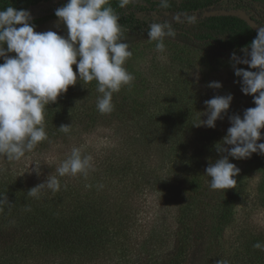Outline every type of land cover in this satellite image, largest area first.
<instances>
[{"label":"trees","instance_id":"trees-1","mask_svg":"<svg viewBox=\"0 0 264 264\" xmlns=\"http://www.w3.org/2000/svg\"><path fill=\"white\" fill-rule=\"evenodd\" d=\"M49 1L0 0V10L13 6L31 12ZM255 3L264 13V0H185L180 9L163 8L157 0L127 9L119 6V0H109L120 17L126 43L140 42L151 25L159 24L168 34L198 44L218 59L242 52L256 38V28L239 16L204 17V11L213 6L245 9L264 27V15L252 11ZM53 16L55 12L33 16L35 30ZM183 62L190 65L193 60L187 57ZM81 83L46 106L48 139L34 151L40 154L57 144H70L69 134L78 129L88 136L113 131L116 146L95 161L86 178L58 177L60 190L44 189L39 198L27 191L55 171L37 175L11 167L0 170V197L8 198L0 211V264H218L220 260L264 264V251L253 247L264 244V230L237 225L230 248L222 244L219 233L236 222L242 181L264 155L230 157L241 170L234 177L235 188H210L205 169L220 158L216 145L227 133L218 130V120L215 128L195 126L207 119L201 89L190 93L182 87L163 102L147 88L133 94L123 87L113 95V112L101 115L96 82ZM61 125H71L70 131H59ZM169 164L178 171L174 173ZM160 188L170 192L173 211L149 217L140 200Z\"/></svg>","mask_w":264,"mask_h":264},{"label":"clouds","instance_id":"clouds-1","mask_svg":"<svg viewBox=\"0 0 264 264\" xmlns=\"http://www.w3.org/2000/svg\"><path fill=\"white\" fill-rule=\"evenodd\" d=\"M128 3L129 0H119L121 8ZM55 16L66 26V36L52 30L37 32L28 10L13 6L0 10V59L3 60L0 63V158L10 163L20 161L48 139L45 108L56 103L70 86L95 81L99 94L96 108L104 115L114 110L113 95L134 80L125 67L132 52L123 38L120 17L109 6V0H67L56 9ZM256 33V38L241 49L244 58L235 53L231 57L235 75L241 78L238 81L241 91L252 95L256 106L247 108L243 117L236 114L229 118L231 126L219 146L216 145L220 158L205 169L212 190L235 188L234 177L241 170L230 162V157L243 160L254 153L264 155V143H260L264 139L261 132L264 129V27L256 29ZM147 36L155 42L158 53L165 52V32L161 25H151ZM240 64L254 71L237 67ZM222 86L221 82L208 85L214 89ZM233 99L228 94L206 100L207 119L195 126L215 128L216 121L229 111ZM70 128L71 125L58 127L63 133H68ZM35 165L39 175L41 164ZM92 167V157L82 155L79 148L73 147L56 168V174H50L27 194L39 198L44 189L58 192L61 187L58 177L83 175L86 178ZM7 202V197H0V211ZM253 247L264 251V244L260 242ZM218 264L225 262L220 260Z\"/></svg>","mask_w":264,"mask_h":264},{"label":"rangeland","instance_id":"rangeland-1","mask_svg":"<svg viewBox=\"0 0 264 264\" xmlns=\"http://www.w3.org/2000/svg\"><path fill=\"white\" fill-rule=\"evenodd\" d=\"M185 0H157L158 5L163 8H183ZM67 0H52L41 3L34 7L31 11L32 17L35 15H53L56 9L62 7ZM149 0H129L125 6L127 9L135 8L140 4H148ZM254 15L263 13V8L260 4H254ZM187 26V24L180 22ZM181 25V26H182ZM55 31L57 34L66 36L67 29L56 16L51 17L45 22L37 32ZM165 32V31H164ZM165 52L158 53L156 51L155 42L150 41L148 36L141 39L140 42L129 43V50L132 52L128 58L125 67L128 72L134 76V80L130 86H125L128 93H137V89L153 93L156 98L161 101H168V96L173 92H179L183 87L189 88L190 93L201 89L205 100H209L217 95L232 94L234 99L229 111L219 119L218 130L227 133V129L231 126L230 117L232 115H240L247 108L255 107L254 97L245 95L241 91V84L238 82L241 78L237 77L234 72L231 56H223L219 59L214 52L203 50L198 44L187 43L176 36H172L165 32L164 36ZM237 56L244 58V53L239 52ZM158 57H162L159 59ZM190 57L193 63H184V58ZM0 63L3 60L0 59ZM237 67L250 69L247 65H237ZM73 70L76 71V66L73 65ZM254 71V70H253ZM198 77V79H197ZM146 78V82L144 80ZM177 82V83H176ZM211 82H221L222 88L214 89L208 87ZM155 98V97H154ZM93 100V99H92ZM89 102H92L91 99ZM264 129L261 130L263 132ZM78 132L69 134L72 138L70 144L60 143L50 150H44L43 153L33 151L27 153L24 158L17 162H8L6 158H0V170H6L8 167L12 169H20L23 172L32 174L35 171V163H40V174H50L64 161L71 153L73 147L79 148L82 155L91 156L93 166L96 165L97 159L109 152L116 145V136L113 131L100 132L96 131L91 135H81ZM80 139V140H78ZM170 165V164H169ZM174 173L178 169H174L170 165ZM162 191V192H158ZM170 192H165L161 188L154 191L152 194H146L147 198L140 201L144 202V214L149 217L155 215H171L174 207V201L170 197ZM236 222L220 231L222 244L230 248V241L233 240L235 227L255 228L264 230V157L256 164L251 172L242 181L240 192L236 202ZM219 248L216 246V249Z\"/></svg>","mask_w":264,"mask_h":264},{"label":"water","instance_id":"water-1","mask_svg":"<svg viewBox=\"0 0 264 264\" xmlns=\"http://www.w3.org/2000/svg\"><path fill=\"white\" fill-rule=\"evenodd\" d=\"M215 15H228V16H239L249 22L254 28L258 29L262 27L259 25L255 19L249 15L248 11L245 9H227V8H213L211 10H206L203 16H215Z\"/></svg>","mask_w":264,"mask_h":264},{"label":"flooded vegetation","instance_id":"flooded-vegetation-1","mask_svg":"<svg viewBox=\"0 0 264 264\" xmlns=\"http://www.w3.org/2000/svg\"><path fill=\"white\" fill-rule=\"evenodd\" d=\"M254 12V11H253Z\"/></svg>","mask_w":264,"mask_h":264}]
</instances>
